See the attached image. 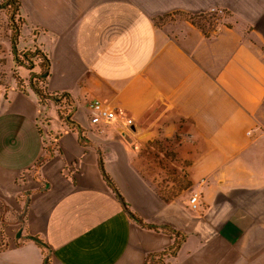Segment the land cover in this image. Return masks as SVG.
I'll return each mask as SVG.
<instances>
[{"label":"crops","instance_id":"0c3cea01","mask_svg":"<svg viewBox=\"0 0 264 264\" xmlns=\"http://www.w3.org/2000/svg\"><path fill=\"white\" fill-rule=\"evenodd\" d=\"M18 1L24 48L47 55V90L71 94L79 129L27 86L0 95V264H44L46 255L48 264H144L170 245L129 216L100 158L143 223L185 233L170 264H264V0ZM211 8L228 17L212 36L187 21L171 33L155 22ZM92 101L128 130L91 123ZM160 148L172 153L163 163L179 170L177 188L152 177ZM20 228L44 245L16 238Z\"/></svg>","mask_w":264,"mask_h":264},{"label":"trees","instance_id":"16d2710c","mask_svg":"<svg viewBox=\"0 0 264 264\" xmlns=\"http://www.w3.org/2000/svg\"><path fill=\"white\" fill-rule=\"evenodd\" d=\"M20 2L18 0H4L3 4L0 5V11L5 13L7 16L8 27L11 30L10 42L12 49V63L16 68H24L29 71V78L27 87L30 88L39 99V102L42 104L47 101L54 102L58 116L60 120L67 124L74 130L79 129V125L76 124L72 119V113L74 110V101L71 94L67 91L62 92H51L47 90V80L44 77H41V74L44 72L47 64V55L39 48L34 47L32 50H22L18 47V35L24 27L26 20L21 13ZM197 15V14H192ZM162 17H157V19ZM16 45L17 51L16 54L13 53V45ZM37 67L38 71L34 72V68ZM1 76V74H0ZM18 80L17 84L21 88L24 86ZM99 169L101 175L108 187L113 191L119 202L123 205L125 211L129 214V216L138 222L140 225L159 231L167 236H169L171 243L169 246L152 253H148L144 258V264H170L171 259H173L177 252L179 251L182 243L185 240V233L176 230L168 225H153L143 223L134 213L130 211L127 205L124 203L122 197L120 196L117 188L112 182L109 175L105 172L103 168L102 158L99 159ZM180 183H178V186ZM41 251L43 255L46 254L45 249L41 247Z\"/></svg>","mask_w":264,"mask_h":264},{"label":"rangeland","instance_id":"374dc122","mask_svg":"<svg viewBox=\"0 0 264 264\" xmlns=\"http://www.w3.org/2000/svg\"><path fill=\"white\" fill-rule=\"evenodd\" d=\"M3 2L4 0H0V5H2ZM196 14L197 15H192L191 13H173L171 15H166L157 19V22L171 33L173 30V25L175 27L176 25L187 21L199 29L203 35L207 37L215 35L219 29L222 28L221 26L228 20L227 14L223 15L222 17L215 16L204 11ZM10 36L11 30L8 27L7 16L5 13L0 11V86L6 87V89H8V87L11 85L17 84L18 80H21L20 82L24 86H27L29 78V71L25 70L24 68H16L13 66ZM29 38L30 37L22 29L18 35V47L22 50H31L24 48ZM33 71L37 72L38 68L35 67ZM163 148L159 149L161 154L152 155V165L155 164L154 166L156 167H152V177L154 180L158 181L157 183L161 189L168 187L169 182H171V184L177 188V180L179 178L177 177L178 174L176 172L179 170L175 172L174 169H169L163 163V160H165L163 156L165 155V157L169 158L172 155V148L168 147L171 151L163 150Z\"/></svg>","mask_w":264,"mask_h":264},{"label":"built area","instance_id":"2783aa9c","mask_svg":"<svg viewBox=\"0 0 264 264\" xmlns=\"http://www.w3.org/2000/svg\"><path fill=\"white\" fill-rule=\"evenodd\" d=\"M204 12L211 13L215 16H223L226 14V11L220 8H211ZM6 87L0 86V95L4 94L6 91ZM90 122L93 124L99 123H112L117 126L120 132H125L128 130V123L123 119L122 115L117 113L113 108L106 107L102 105L98 101H92L88 104ZM41 125H45V123H41ZM189 206L192 209L199 208V193L192 192L189 196ZM2 215V207L0 205V216ZM1 220V218H0ZM5 242L0 239V247H3Z\"/></svg>","mask_w":264,"mask_h":264},{"label":"water","instance_id":"95a60500","mask_svg":"<svg viewBox=\"0 0 264 264\" xmlns=\"http://www.w3.org/2000/svg\"><path fill=\"white\" fill-rule=\"evenodd\" d=\"M16 51H17V48H16V45L14 44L13 45V53L14 54H16ZM47 67L45 68V70H44V72L41 74V77H45L46 75H47ZM123 137H124V139L126 140V141H128V142H131V138L129 137V135L128 134H123ZM47 152H46V154L45 155H43L40 159H39V161H37V163L35 164V171H34V173H33V176H34V178L36 179V180H38V181H40L39 180V178H38V176H37V173H38V169H39V166H40V164H41V162L42 161H44V160H46V159H48V158H50L52 155H53V145H47ZM45 184V183H44ZM26 195H25V203H24V207H23V211H22V213H20V215L18 216V221L21 223V224H23V215H24V213H25V210H26V207H27V204H28V200H29V198H28V195L30 194V192H26L25 193ZM21 229L22 228H20V230L17 232V234H16V238H22V239H29V240H32V241H35L36 243H39V244H41V245H44L43 244V242L38 238V237H35V236H31V235H23V236H21ZM48 254H49V250H48ZM48 255H46V257H45V259H44V264H48Z\"/></svg>","mask_w":264,"mask_h":264}]
</instances>
